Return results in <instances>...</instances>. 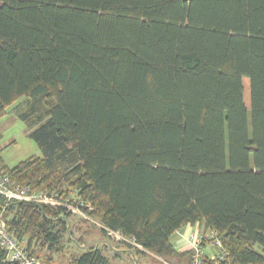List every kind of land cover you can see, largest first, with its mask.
Masks as SVG:
<instances>
[{
    "label": "trees",
    "instance_id": "16d2710c",
    "mask_svg": "<svg viewBox=\"0 0 264 264\" xmlns=\"http://www.w3.org/2000/svg\"><path fill=\"white\" fill-rule=\"evenodd\" d=\"M20 98L42 157H0L13 181L77 191L141 255L188 264L170 237L199 224L264 264V0H0V117ZM0 215L38 260L69 233L59 208L0 197Z\"/></svg>",
    "mask_w": 264,
    "mask_h": 264
},
{
    "label": "rangeland",
    "instance_id": "374dc122",
    "mask_svg": "<svg viewBox=\"0 0 264 264\" xmlns=\"http://www.w3.org/2000/svg\"><path fill=\"white\" fill-rule=\"evenodd\" d=\"M23 101L24 98L17 100L7 107L5 115L0 117V157L8 168L28 158L42 157L37 145L29 139L24 123L14 113V108ZM68 225L69 233L63 238L59 252H50L46 248L36 251L39 264H70L74 257L90 248H98L106 257L108 264H187L186 260L136 253L128 245L115 242L104 235L96 220L85 221L71 215ZM175 238L174 234L170 237L172 243ZM254 249L261 251L258 246ZM205 252L211 254L217 251L206 246Z\"/></svg>",
    "mask_w": 264,
    "mask_h": 264
},
{
    "label": "built area",
    "instance_id": "2783aa9c",
    "mask_svg": "<svg viewBox=\"0 0 264 264\" xmlns=\"http://www.w3.org/2000/svg\"><path fill=\"white\" fill-rule=\"evenodd\" d=\"M0 197L7 202H24L34 205H42L50 208H59L70 216H76L85 221H93L88 212L93 211L92 206L78 196L73 190L69 194L56 192L35 191L29 187L21 186L0 167ZM105 235L115 242L128 245L133 250L141 249L134 240L125 237L119 231L111 230L101 224ZM177 234L180 231L176 232ZM181 236V235H180ZM187 251L190 252L188 264H232L227 260L220 241L212 231H202L185 238ZM206 246L217 252L207 254ZM0 248L5 252V261L16 264H39L38 259L31 255L6 227L0 215Z\"/></svg>",
    "mask_w": 264,
    "mask_h": 264
},
{
    "label": "crops",
    "instance_id": "0c3cea01",
    "mask_svg": "<svg viewBox=\"0 0 264 264\" xmlns=\"http://www.w3.org/2000/svg\"><path fill=\"white\" fill-rule=\"evenodd\" d=\"M202 231H203V227L200 226L199 224L186 225L185 227H183L180 230V233L179 234L174 233V235L176 236V238L174 240V243H172L171 240H170V242L173 245V247L176 249V251H178V252H185V251H187V246H186V243H185L186 242L185 238H188L190 235H192V234L195 235L198 232H202Z\"/></svg>",
    "mask_w": 264,
    "mask_h": 264
},
{
    "label": "water",
    "instance_id": "95a60500",
    "mask_svg": "<svg viewBox=\"0 0 264 264\" xmlns=\"http://www.w3.org/2000/svg\"><path fill=\"white\" fill-rule=\"evenodd\" d=\"M183 1H186V0H183Z\"/></svg>",
    "mask_w": 264,
    "mask_h": 264
}]
</instances>
